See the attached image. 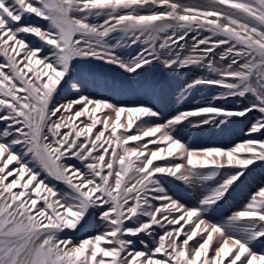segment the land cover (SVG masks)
<instances>
[{"label":"snow or ice","instance_id":"6c2138e0","mask_svg":"<svg viewBox=\"0 0 264 264\" xmlns=\"http://www.w3.org/2000/svg\"><path fill=\"white\" fill-rule=\"evenodd\" d=\"M113 68H158L180 80L178 102L223 91L165 119L88 91ZM253 113L231 146L180 134ZM257 166L264 0H0V264H264V183L210 218ZM89 217L99 230L78 238Z\"/></svg>","mask_w":264,"mask_h":264},{"label":"rangeland","instance_id":"374dc122","mask_svg":"<svg viewBox=\"0 0 264 264\" xmlns=\"http://www.w3.org/2000/svg\"><path fill=\"white\" fill-rule=\"evenodd\" d=\"M184 2L200 3L202 0H184ZM139 49L140 45H135L123 51L125 54L131 53L135 55ZM198 74V72H193L188 75ZM184 75V72L180 73L181 77ZM86 79L88 81L87 88L90 93L97 96H111L122 104L150 101L156 105L165 119L179 108L181 103L193 104L200 101L201 98H208L223 91V89L217 87L200 86L190 94V98L178 102L180 80L166 73H162L158 68L142 74L139 78L130 79H126L125 76L122 75L121 70L115 68L111 71L97 69L92 74L86 76ZM238 103L239 102L236 100L227 101L229 106L237 105ZM255 116L256 113H253L248 120L238 119L235 124L223 129L208 127L202 130H193L184 127L180 134L194 147H227L240 139L246 138L244 136V131L250 119L255 118ZM49 183L59 188L65 187L63 184L52 179L49 180ZM261 183H264V168L257 166L210 218L219 220L229 214L232 209L239 208L244 203L249 193ZM178 195L188 203L194 202V194L190 191H178ZM98 230V222L92 217H89L88 223L79 233H76V235L78 238H82L85 233H95ZM258 247H264V244L258 245Z\"/></svg>","mask_w":264,"mask_h":264}]
</instances>
